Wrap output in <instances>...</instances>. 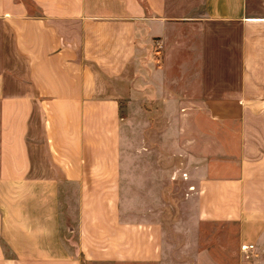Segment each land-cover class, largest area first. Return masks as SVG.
I'll list each match as a JSON object with an SVG mask.
<instances>
[{"label":"crops","instance_id":"obj_1","mask_svg":"<svg viewBox=\"0 0 264 264\" xmlns=\"http://www.w3.org/2000/svg\"><path fill=\"white\" fill-rule=\"evenodd\" d=\"M27 1L0 0V264H195L133 206L119 114L181 76L228 131L194 222L264 264V0Z\"/></svg>","mask_w":264,"mask_h":264},{"label":"rangeland","instance_id":"obj_2","mask_svg":"<svg viewBox=\"0 0 264 264\" xmlns=\"http://www.w3.org/2000/svg\"><path fill=\"white\" fill-rule=\"evenodd\" d=\"M188 79H168L164 95L150 102L120 100L128 193L138 213L168 228L175 260L235 264V226L194 222L198 181L223 172L220 165L229 152L224 125L214 123L202 108L183 109L172 102L192 98Z\"/></svg>","mask_w":264,"mask_h":264},{"label":"built area","instance_id":"obj_3","mask_svg":"<svg viewBox=\"0 0 264 264\" xmlns=\"http://www.w3.org/2000/svg\"><path fill=\"white\" fill-rule=\"evenodd\" d=\"M252 248V245H241L240 246V249L242 250V251H245V250H247V249H251Z\"/></svg>","mask_w":264,"mask_h":264}]
</instances>
